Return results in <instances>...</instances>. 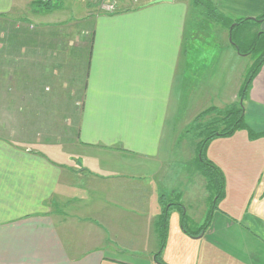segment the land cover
<instances>
[{"label":"crops","instance_id":"1","mask_svg":"<svg viewBox=\"0 0 264 264\" xmlns=\"http://www.w3.org/2000/svg\"><path fill=\"white\" fill-rule=\"evenodd\" d=\"M153 1L120 0L108 13L97 0H0V264H161L164 209L178 242L215 251L214 231L229 234L228 219L215 227L189 135L238 88L230 71L241 55L210 10L264 33V0ZM244 116L264 127V62ZM240 130L230 138L249 140ZM239 223L245 242L262 239L264 219ZM245 258L207 252L187 263Z\"/></svg>","mask_w":264,"mask_h":264},{"label":"rangeland","instance_id":"2","mask_svg":"<svg viewBox=\"0 0 264 264\" xmlns=\"http://www.w3.org/2000/svg\"><path fill=\"white\" fill-rule=\"evenodd\" d=\"M118 2H115V6H111L107 9H104L103 6H100V10L103 12L113 13L117 10V6L119 4L120 0H117ZM127 1V0H126ZM130 4H136L135 2H129ZM204 3V2H203ZM202 3V4H203ZM130 6V5H129ZM197 14V13H196ZM237 25V24H231V26ZM233 28V27H232ZM250 28V29H249ZM209 28L204 25V31H208ZM230 26L222 28L224 32V36H222V39H225V34L229 32ZM236 33L233 34L232 38L233 40L230 41L231 43H236L238 45V49L240 52H238L241 56H237L236 59V70L230 71L231 75L235 74L236 84H237V90H235V93L228 89L225 90V93L222 97L227 102L229 99H235V103L232 102V104H239L242 113H243V120L245 119V100L240 101V97L238 96V89L241 86V78L244 74L249 72V68L251 64L256 60L257 58H261L264 56V34L261 30L258 29V24L255 25V28L252 29L247 24H242L237 26ZM237 32H239L237 36ZM231 35V33H230ZM262 36V38H256V36ZM230 37V36H229ZM231 40V39H230ZM254 41H257L258 44L251 50L250 54H246L247 51H250V44ZM244 64V70L240 76V72L238 73V69ZM202 71L201 77L205 78L206 74L209 72L204 73ZM228 73L224 72L225 79H228ZM229 91V92H227ZM233 96V97H232ZM230 101L228 102V104ZM231 105V104H230ZM228 105L227 107H229ZM226 107V108H227ZM224 108V109H226ZM207 115V114H205ZM255 122L258 124V121L255 120ZM252 124V123H251ZM256 129H258L256 125H252ZM203 127V126H201ZM252 128V127H251ZM254 129V128H252ZM264 129V127L262 128ZM261 129V130H262ZM198 126L197 128L193 127L190 130V137L195 138L197 135ZM239 131V130H238ZM241 131V130H240ZM244 131V130H242ZM188 136V137H189ZM241 136V135H240ZM219 138L218 140H216ZM230 136H224V137H213L212 140H214L211 144L210 153H215V160L213 162V166L216 168V172L218 175V181H219V190L218 185L214 183H210L211 187L207 185V181L205 183L206 186H204V190H206L208 193L212 190V203L215 207L214 211L216 212L217 218L215 222V227H220V224L224 222L225 219H228L231 224L229 227V234L223 233L221 230H215L213 233V238L216 249L215 251H212L211 248L207 249L205 247H201L205 242L204 239H200L199 241H189L188 244H184L182 241L178 242L176 239H174L173 235L174 233L177 234V232L172 231V226L174 221L171 220L170 217V223L169 216L167 218L166 223V235L168 233V245L166 247V254H165V261L163 263L166 264H188L187 258L188 257H200L202 255H205L207 252L213 253V254H221V255H241L245 256V261L243 264H264V224H259V233L262 234V239L255 236L253 237L251 241L249 240V236L245 240L239 235L242 234L240 230V223L239 221H242V219L249 213L254 215L256 218L264 219V199L261 203H257L258 197L261 195L262 191L264 190V135L259 137L256 140H248V139H242L240 137H231ZM203 139H200L202 141ZM252 141V142H251ZM209 142V143H210ZM204 146V149L202 151V156L205 160V162L209 165H211L210 160L208 159V154L206 151V148L208 147V144ZM67 149V148H66ZM76 149H67L66 153H74ZM77 153V152H76ZM60 156V153H58ZM75 154V153H74ZM58 157V155H57ZM68 158V156L65 157V159ZM214 159V158H213ZM236 161V162H234ZM243 161H246L244 163ZM60 162H63L62 157H60ZM244 163V164H243ZM212 166H204V171H212ZM191 171V168L188 172ZM204 177L208 178V175H204ZM205 181V180H204ZM217 181V183H218ZM259 206V208H256V206ZM212 205V206H213ZM211 210V209H210ZM209 210V211H210ZM205 215V214H204ZM201 217V220H198L201 222L199 226H202L204 223H206L208 220H211V215H205ZM238 222V223H237ZM197 233V232H193ZM202 232L199 233V235ZM198 235V236H199ZM224 235L228 238H225ZM192 236H195L192 235ZM190 236V237H192ZM207 236V235H206ZM197 238V237H192ZM206 238V237H205ZM164 259V258H163ZM217 264H239V262L235 261L233 262H222Z\"/></svg>","mask_w":264,"mask_h":264},{"label":"trees","instance_id":"3","mask_svg":"<svg viewBox=\"0 0 264 264\" xmlns=\"http://www.w3.org/2000/svg\"><path fill=\"white\" fill-rule=\"evenodd\" d=\"M213 10V9H212ZM210 10V17H212L213 19H215V21H219L221 23L222 26H226L229 28V26L231 24L234 23V21L232 20H227V18L223 17L221 14L216 13L215 11ZM215 12V13H214ZM264 16H262L259 19H263ZM250 21L247 18H241V19H237L236 20V24L234 25L232 30H231V40H233L232 36L234 33H236L235 31L237 30V26L240 27V25L245 24L244 22H248ZM259 21V20H258ZM250 29V28H249ZM239 32H237V36ZM260 34H264L263 32ZM262 38V36H256V38ZM258 44L257 41H254L250 44V51H247L246 54H250L251 50H253V48ZM233 46L235 47V49L240 52V50L238 49V45L236 43H233ZM264 62V56L261 58H257L256 60H254V62L251 64L250 68H249V72H247L246 74L243 75L242 80H241V86L238 89V96L240 97V101L242 102V100H245L247 98L248 95V90L250 88V84L251 81L253 80L254 76L258 73L259 68L261 67V65ZM206 112H209L206 111ZM202 113L201 116H199L197 118V120H199L202 116L204 117L205 114L207 113ZM240 129H246L247 132V136L249 137L250 140H257L259 137H261L262 135H264V129L260 130V131H256L252 128H249L245 125L244 121H243V113L242 110L239 106V104H231L229 107H227L226 109H221L220 112L217 114L216 117H214L211 121H209V123H205V126L201 127L200 125L198 126V144H197V156H199V160L201 162V167L202 170L204 172V174L208 175L207 179V183L209 182V186L211 187V184H217L218 185V190H219V181H218V175L215 170L216 168L212 165H209L205 162L202 156V151L204 149V146L206 145V141L211 140L213 137H224V136H231L236 130H240ZM200 139H203L202 141H200ZM203 165L204 166H212V171L208 170V171H204L203 169ZM215 169V170H214ZM218 181V183H217ZM211 183V184H210ZM167 210H163L162 211V216H161V228H162V236L165 238L166 237V214ZM206 225V223L204 224ZM183 229H185V227L183 226ZM200 232H202V229H200L199 231H197V233H194L195 235L199 234ZM187 233L189 235H194L193 233H191L190 231H187ZM164 246V243L161 244V248ZM160 248V249H161ZM159 253H157V258H158ZM161 263V262H160ZM163 264V263H161Z\"/></svg>","mask_w":264,"mask_h":264},{"label":"built area","instance_id":"4","mask_svg":"<svg viewBox=\"0 0 264 264\" xmlns=\"http://www.w3.org/2000/svg\"><path fill=\"white\" fill-rule=\"evenodd\" d=\"M43 3H48V2H50V1H52V0H41ZM98 2H99V4H100V6H103V8L104 9H107V8H109V7H111V6H115V2H118L117 0H97ZM132 2H137L138 0H131Z\"/></svg>","mask_w":264,"mask_h":264},{"label":"water","instance_id":"5","mask_svg":"<svg viewBox=\"0 0 264 264\" xmlns=\"http://www.w3.org/2000/svg\"><path fill=\"white\" fill-rule=\"evenodd\" d=\"M164 1H171V0H154L153 2L155 3H159V2H164ZM233 25L230 26V29H229V33H231V29H232ZM231 39V37H229V40ZM201 235V234H200Z\"/></svg>","mask_w":264,"mask_h":264},{"label":"bare ground","instance_id":"6","mask_svg":"<svg viewBox=\"0 0 264 264\" xmlns=\"http://www.w3.org/2000/svg\"><path fill=\"white\" fill-rule=\"evenodd\" d=\"M230 37H231V35H230ZM230 41H232V40H230Z\"/></svg>","mask_w":264,"mask_h":264}]
</instances>
